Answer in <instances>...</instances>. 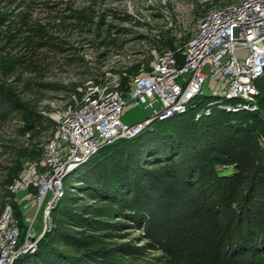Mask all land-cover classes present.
I'll return each mask as SVG.
<instances>
[{
	"label": "trees",
	"instance_id": "16d2710c",
	"mask_svg": "<svg viewBox=\"0 0 264 264\" xmlns=\"http://www.w3.org/2000/svg\"><path fill=\"white\" fill-rule=\"evenodd\" d=\"M93 3L0 0V134L12 136L5 198L53 134L43 90L76 88L45 81L46 61L72 65L73 34L92 37L104 55L116 47L108 30L99 32L104 20L95 19ZM212 5L196 8L204 15ZM149 40L173 48L163 35ZM126 70L138 75L137 64ZM124 79L123 92L130 88ZM254 87L255 112H227L212 104L217 96L201 94L184 113L100 147L68 172L49 228L10 264H264V67Z\"/></svg>",
	"mask_w": 264,
	"mask_h": 264
},
{
	"label": "built area",
	"instance_id": "2783aa9c",
	"mask_svg": "<svg viewBox=\"0 0 264 264\" xmlns=\"http://www.w3.org/2000/svg\"><path fill=\"white\" fill-rule=\"evenodd\" d=\"M236 50H244L245 55L237 57ZM204 66L208 67L206 74L201 72ZM263 67L264 0H237L211 6L198 21L179 61L173 51L165 50L155 56L146 73L134 77L128 91L88 87L79 101L73 100L56 111L52 136L42 146L39 157L25 163L10 189L18 193L34 189L35 215L41 209L42 217L46 218L62 194V181L69 171L104 142L131 138L154 120L184 113L189 102L202 94L208 77L218 73L223 76V80L216 81L217 93L211 94L217 96L212 103L216 108L233 113L257 111L254 81L262 74ZM185 72L189 76L182 78ZM180 79L182 84L178 82ZM126 95L132 106L145 105L151 111V118L133 133L119 121ZM230 100L235 102L229 103ZM89 150L91 153L84 155ZM220 168L230 171L225 165ZM35 215L28 218L29 227ZM9 216L5 213L0 217L2 264H10L18 247L19 230L14 221H9Z\"/></svg>",
	"mask_w": 264,
	"mask_h": 264
},
{
	"label": "rangeland",
	"instance_id": "374dc122",
	"mask_svg": "<svg viewBox=\"0 0 264 264\" xmlns=\"http://www.w3.org/2000/svg\"><path fill=\"white\" fill-rule=\"evenodd\" d=\"M70 1L75 7L92 5L95 10V19L102 16L104 24L101 26L100 33L108 30L109 37L115 40L116 47L111 49L108 55L103 54V47H99L96 42L92 41V37L86 35L71 36V46L74 48L75 61L72 65H67V62L61 57L56 59H49L44 64L46 69L44 71L45 81H54L61 85L70 86V83L76 84L75 91L57 90L49 91L43 90L40 105H48L50 112L48 116L55 122V112L62 110L73 100L79 101L88 90V87H110L121 90V77L125 78L123 81L132 84L136 75H128L126 68L130 65L137 64V73L147 72L150 69V64L154 61L155 56H159L165 50L174 52V57L179 54L186 43L191 39L196 29V25L200 18L203 17L201 12L196 8L200 5L202 8L205 4H225L227 2H235L237 0H66ZM210 8V7H209ZM208 8V9H209ZM109 9H116L124 12L130 18H122V13L114 14ZM207 9V10H208ZM207 12V11H206ZM205 12V13H206ZM199 13V14H198ZM139 35H145L150 39H158L162 35L164 39H169L172 44L158 47L149 38H141ZM237 57L245 55L244 50H236ZM208 67L204 66L201 69L203 74H206ZM188 72L182 74V78H187ZM220 76H211L206 79L202 89V95L208 96L217 93V79ZM182 84V79L178 81ZM219 89V87H218ZM124 91V90H123ZM125 91H128L127 89ZM126 103L122 107L121 121L126 124H132L147 117L148 110L143 105L132 106L128 101V96H124ZM46 136L41 138V141L46 140ZM9 139H12L8 132L0 134V217L3 214L9 213V221H14L19 230V239L22 231L26 232L29 227L28 218H32L37 210V204L34 197V189L27 188V191L15 192L10 189L13 197L11 200L4 197V192L1 187L2 179L4 178L6 170L4 167L10 164V155L5 145L9 144ZM19 142V139L17 140ZM229 174L230 171H225ZM72 173H70L63 180V187L68 185ZM10 186H13L10 185ZM8 187V189L10 188ZM25 193L31 194L34 200L33 210L29 213H24L22 210L23 198L21 195ZM49 195L46 196V200ZM2 202H6L1 205ZM15 207V208H14ZM26 215L30 217H26ZM43 225V217L41 209L38 210L33 222L34 231L37 232ZM21 230H20V229ZM24 232V233H25ZM23 233V234H24ZM137 234V231L130 232L131 236ZM22 236H25L22 235ZM19 241V240H18ZM0 250V262H1Z\"/></svg>",
	"mask_w": 264,
	"mask_h": 264
},
{
	"label": "water",
	"instance_id": "95a60500",
	"mask_svg": "<svg viewBox=\"0 0 264 264\" xmlns=\"http://www.w3.org/2000/svg\"><path fill=\"white\" fill-rule=\"evenodd\" d=\"M143 106H144V108H146L148 110V115H147V117H145L142 120L137 121L135 123H132V124L123 123L121 121V114H120V118H119L120 123L123 124V125L129 126L132 133L135 132L136 130H138L139 127L144 126L146 124L145 123L146 120L151 118V111H150V109H148L147 107H145V105H143ZM116 139H118V138L112 139V141H114ZM112 141H110V142L106 141V142H104L102 144V146H104L106 144H109ZM91 151L92 150L85 151L84 155H88L89 153H91ZM49 225H50L49 219H48V217H46V218H43V225L41 226V228H40V230L38 232H35L34 231V228L32 227L33 224L31 225V227H27V230L25 232V236L23 237L22 242L18 245L17 251H16L13 259L16 258L17 256L21 255V254H24L26 252H29L30 248L32 246H35L37 244V242L39 241V239L46 232V230L48 229Z\"/></svg>",
	"mask_w": 264,
	"mask_h": 264
},
{
	"label": "crops",
	"instance_id": "0c3cea01",
	"mask_svg": "<svg viewBox=\"0 0 264 264\" xmlns=\"http://www.w3.org/2000/svg\"><path fill=\"white\" fill-rule=\"evenodd\" d=\"M21 196L23 198V201H22V205H23L22 210H24L23 214L24 213H29L30 211L33 210V206H34L33 197H32L31 194H28V193H25L24 195H21ZM26 217H30V216L26 215Z\"/></svg>",
	"mask_w": 264,
	"mask_h": 264
},
{
	"label": "bare ground",
	"instance_id": "6f19581e",
	"mask_svg": "<svg viewBox=\"0 0 264 264\" xmlns=\"http://www.w3.org/2000/svg\"><path fill=\"white\" fill-rule=\"evenodd\" d=\"M0 264H2V263L0 262Z\"/></svg>",
	"mask_w": 264,
	"mask_h": 264
}]
</instances>
